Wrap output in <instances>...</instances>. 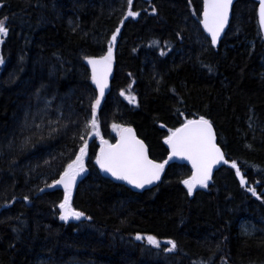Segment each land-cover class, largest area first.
Segmentation results:
<instances>
[{
    "label": "trees",
    "instance_id": "1",
    "mask_svg": "<svg viewBox=\"0 0 264 264\" xmlns=\"http://www.w3.org/2000/svg\"><path fill=\"white\" fill-rule=\"evenodd\" d=\"M257 1L235 2L215 49L199 24L203 0H133L131 9L127 0H0L9 29L0 43V264H264ZM129 10L140 15L125 19ZM117 28L110 90L97 109L99 136L85 134L97 96L85 63L107 52ZM200 116L212 123L228 161L207 188L188 196L181 181L190 170L175 164L140 193L100 175V140L115 142L113 125L132 128L149 158L162 163L169 130ZM84 140L86 171L71 207L90 219L64 222V191L46 185L59 179ZM148 235L161 248L175 241L177 250L151 247Z\"/></svg>",
    "mask_w": 264,
    "mask_h": 264
},
{
    "label": "snow or ice",
    "instance_id": "2",
    "mask_svg": "<svg viewBox=\"0 0 264 264\" xmlns=\"http://www.w3.org/2000/svg\"><path fill=\"white\" fill-rule=\"evenodd\" d=\"M127 3L129 9H131L133 0H127ZM232 4L233 0H203V12L200 23L204 31L211 38V45L213 47L217 45L225 25L228 23L229 10ZM152 11L155 14L156 9L153 8ZM139 15V12L129 10L125 19L128 17L135 19ZM258 15L260 29L264 31V0H259ZM6 21V17L0 19V43L4 42L3 38L9 32ZM119 32L120 28H117L116 32L113 33L105 54L98 58H87V63L91 67V81L95 85L98 95L90 105L91 118L85 117L83 126L85 134L99 136L97 109L101 104V99L105 95V89L108 87V76L111 73L113 62V45L117 40ZM161 54L163 55V53ZM0 64H3L2 59H0ZM120 95L124 96L125 93L122 91ZM125 98L129 100V103L135 101V97L132 96H126ZM35 127L40 129L41 126L35 125ZM113 128L117 130L118 135L116 144L103 147V145L107 144V141L101 139L100 143L102 147L96 157L95 163L102 172L110 174L116 180L125 181L137 189H142L146 185L153 184L159 180L168 160L179 158L187 160L191 164L192 174L190 178L182 180L181 183L187 189L188 196H192L194 189L197 187L207 188L209 186V181L212 179V170L217 164L228 163L224 152H222L216 143V134L213 131L212 123L204 116H200L199 119L186 120L179 128L169 130V135L163 141L168 146L169 156L168 160H165L163 163H158L149 158L145 143L136 137L131 128H119L117 125H113ZM88 129H91L92 132L87 133ZM55 131L57 129H51V132ZM30 139V137L25 138L24 144H27ZM81 139H83V135H81ZM7 147L9 149L13 147L11 141ZM87 154L88 141L84 140L80 146L79 153L76 154L75 159L68 163L67 167L60 173L59 179L54 180L50 185H46L49 188L57 185L63 187V201L58 204L60 209L59 219L61 221L68 222L70 219L80 220L82 217L90 219L83 212L76 211L71 207L72 191L76 185L77 177L86 171L84 161ZM230 167L236 170V176L240 181V185L244 187L246 180L242 176L236 162H232ZM247 190L253 196H256L257 199L261 198L257 196L255 189L248 188ZM40 191L43 192L44 189H40ZM24 199L27 201L28 197H24ZM13 231H16V229H13ZM135 239L141 240L142 237L137 235ZM143 239H146L147 244L151 247L165 253H172L178 247L175 241L167 240L165 242L167 247L161 248L160 242L152 235H148Z\"/></svg>",
    "mask_w": 264,
    "mask_h": 264
},
{
    "label": "water",
    "instance_id": "3",
    "mask_svg": "<svg viewBox=\"0 0 264 264\" xmlns=\"http://www.w3.org/2000/svg\"><path fill=\"white\" fill-rule=\"evenodd\" d=\"M146 1H149V0H146ZM236 1H237V0H233V4L231 5L230 10H229V19H228V23L225 25L224 31L221 33L220 38L218 39L217 45H216L215 47H213V46L211 45V46H212L213 48H215V49L219 47L220 41H221V39L223 38L225 32H226L227 29H228L229 22H230V19H231V11H232V8H233V6H234V4H235ZM258 10H259V0H258ZM202 12H203V2H202ZM202 12H201V15H200V21H201V19H202ZM258 21H259V15H258ZM199 24H200V28H201L202 32L204 33V35H205L206 38L210 41V44H211V38H210V37L208 36V34L204 31L203 26L201 25V23H199ZM260 30H261V29H260ZM261 31H262V30H261ZM262 34H263V36H264V31H262ZM85 66H86V68H87V70L89 71V74H90V76H91V67L88 65L87 62L85 63ZM112 75H113V64H112V68H111V73H110L109 76H108V87L105 89V95H104V97L109 93V90H110V83H111V80H112ZM93 87H94V89H95V91H96V88H95V85H94V84H93ZM96 93H97V91H96ZM97 95H98V93H97ZM104 97H103V98H104ZM103 98L101 99V101L103 100ZM123 128H130V127H123ZM131 129H132V128H131ZM132 130H133V129H132ZM133 132H134V130H133ZM134 134H135V132H134ZM135 135H136V134H135ZM136 137H137V136H136ZM137 138H138V137H137ZM138 139H139V138H138ZM117 140H118V135H117V137H116L115 142L112 143V144H110V145H115L116 142H117ZM216 143H217V141H216ZM107 146H108V145H103V147H107ZM101 147H102V146H101ZM166 148H167V151H168V155H167V157H166V160H168L169 150H168V146H167V145H166ZM100 150H101V148H100ZM100 150L98 151L97 155L100 153ZM172 164L185 166V167H187V168L190 169L191 174H192L191 164H190L187 160H182V159H179V158H173L172 160H168V163L165 164V168H166L167 166H169V165H172ZM221 165H222V164H217V165L213 168V170H212V177H213L214 173L219 169V167H220ZM98 168H99V166H98ZM165 168H164V169H165ZM99 172H100V175H101L104 179H107V180H109V181H111V182H113V183H115V184L122 185V186H124V187L130 189L133 193H140V192H143V191H146V190L152 189V188H153V187H154V186L160 181V179H159V180L155 181L153 184L146 185V186H145L144 188H142V189H137V188H134V187H132L131 185L127 184L125 181H120V180H116V179H114L110 174L105 173V172H102V171L100 170V168H99ZM161 174H162V173H161ZM81 177H82V173H81L80 176L77 177L76 185H75L74 188H73L72 194H73L74 191L76 190L77 185H78V183H79ZM160 178H161V177H160ZM211 180H212V179H211ZM211 180H210L209 182H211ZM54 188H56V189H60V190L63 191V187H62V186L57 185V186H55ZM200 189H201L200 187H197L196 189H194L193 193H194L195 191L200 190ZM190 197H191V196H190ZM70 220L73 221L74 219H70Z\"/></svg>",
    "mask_w": 264,
    "mask_h": 264
},
{
    "label": "bare ground",
    "instance_id": "4",
    "mask_svg": "<svg viewBox=\"0 0 264 264\" xmlns=\"http://www.w3.org/2000/svg\"><path fill=\"white\" fill-rule=\"evenodd\" d=\"M257 3H258V1H257ZM231 13H232V11H231ZM257 18H258V7H257ZM230 21H231V19H230ZM229 24H230V22H229ZM258 25H259V21H258ZM229 27V26H228ZM259 30H260V26H259ZM260 33H261V35H262V37L264 38V36H263V34H262V31L260 30ZM206 37V36H205ZM213 48V47H212ZM196 119H199V118H196ZM216 141H217V139H216ZM217 145H218V143H217ZM219 146V145H218ZM223 165V164H222ZM221 165V166H222ZM181 166V165H180ZM220 166V167H221ZM219 167V168H220ZM187 168V167H186ZM189 169V168H188ZM190 170V169H189ZM190 173H191V171H190ZM214 176V175H213ZM212 179H213V177H212ZM212 181V180H211ZM209 183H211V182H209Z\"/></svg>",
    "mask_w": 264,
    "mask_h": 264
}]
</instances>
